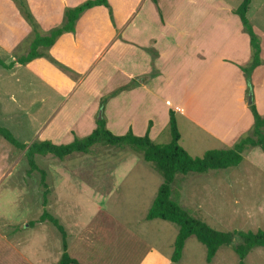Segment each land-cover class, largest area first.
I'll use <instances>...</instances> for the list:
<instances>
[{"label":"crops","instance_id":"obj_1","mask_svg":"<svg viewBox=\"0 0 264 264\" xmlns=\"http://www.w3.org/2000/svg\"><path fill=\"white\" fill-rule=\"evenodd\" d=\"M0 1L4 8L0 11V29L3 30L0 33V60L6 65L13 63L10 69L0 66V119L4 123L2 127L14 136L16 132H20L22 137L33 139L25 142L26 144L34 141L69 144L76 137L89 136L97 128L102 99L121 89L123 90L118 94L106 100L103 108V115H107V128L116 136H123L131 130L135 136L142 137L147 133L151 122L149 136L154 141L155 122L147 113L148 106H160L163 124L165 122L167 126L170 109L175 112L177 121L179 116L186 119L202 135L203 142L212 147L208 150L231 149L235 141L253 125L250 106L246 101V77L239 68L250 60L247 34L240 33L227 38L224 30L225 34L218 37L215 45H219V50H227L233 54L229 57L221 51L214 53L211 50L213 39L207 35L206 27L200 28L198 19L191 29V33L195 35L185 41L188 44H183V38L176 39L172 34L166 40L171 44V50L164 51L161 47V38L156 36L158 33L170 23L172 28L173 24L182 26L186 22L183 19L185 10L197 12L195 5L192 8L188 0H159L158 5L152 0H108L114 21L105 6L85 11L76 22L74 33H64L48 49L39 48V52L48 53L67 71L47 58H36L27 64L17 62L18 58L25 57L30 52L33 30L14 1ZM85 1L87 0H27V3L40 26L41 35H48L65 24L66 9L75 8ZM206 15L207 12L202 13V16ZM236 19L240 26L239 17ZM139 32H145L144 42L138 40ZM186 45L190 47L189 50L185 48ZM4 52L9 55V60ZM193 87L196 89L191 91ZM255 95L260 97L258 107L263 105L264 94L261 89L255 87ZM138 99L147 103V106ZM202 100L222 103L217 108L218 114L223 117L220 123L209 127L190 114L191 110L200 106L202 108ZM259 113L264 116L261 111ZM127 163L115 168V178L109 182L113 189L107 194H97L88 185L81 188L82 183L79 182L76 192L84 196L89 215L70 212L63 205L64 211L65 208L67 210V222L72 228L78 229L86 219L101 212L114 218L108 212V206L112 201L119 200L123 188L121 186L131 175ZM177 178L178 176L176 180ZM60 179L74 182L64 177ZM9 189L10 192H16L15 196L21 202L25 191L19 188ZM183 190L184 187L182 195ZM60 204L59 202V206ZM146 220L160 219L148 220L146 216ZM40 227L46 226L41 224ZM126 234L129 239H118L123 242L120 250L124 249L126 259L130 256L134 264L170 262L174 250L167 253L142 236L127 230ZM40 235L39 241H35L34 252L30 254L20 250L23 242L18 238L15 250L27 264H47L56 254L49 231ZM103 242L108 245L103 246L104 254L114 256L111 244L107 243L110 241Z\"/></svg>","mask_w":264,"mask_h":264},{"label":"rangeland","instance_id":"obj_2","mask_svg":"<svg viewBox=\"0 0 264 264\" xmlns=\"http://www.w3.org/2000/svg\"><path fill=\"white\" fill-rule=\"evenodd\" d=\"M12 1L15 2V0ZM25 1L27 3V0ZM242 1L188 0L192 8L195 5L197 12L191 9L185 10L183 19L186 22L182 26L173 24L172 28V23H170L160 34L158 33L156 36L161 38V47L164 51L171 50L172 46L166 40L172 34L176 36V39L183 38V44H188L185 41L195 35L191 33L192 24L199 19L200 28L206 27L207 35L213 39L211 50L214 53L221 51L230 57L232 52L219 50V45L217 47L215 44L218 42V37L225 34L224 30H226L227 38L240 33L245 35L236 19L237 16L232 12L239 7ZM2 10L4 8L0 1V11ZM194 12L197 15L193 16ZM204 12H207L206 16H202ZM247 17L260 35L262 48L261 66L251 78L254 89L250 91L258 107L260 97H256L255 87L258 90L261 89L264 94V0H252ZM2 32L3 30L0 29V33ZM144 38L145 32H139L138 40L144 42ZM185 48L190 49L188 45ZM4 55L9 60V55L5 52ZM195 89L193 87L191 91ZM249 93L246 95V101ZM138 101L143 103L139 99ZM146 104L143 103L144 106H147ZM200 104L202 108L200 106L190 111L192 116L202 120L209 127L223 120L217 112L221 102L217 104L214 101L202 100ZM258 110L264 113V104L259 105ZM147 113L155 122V143H169L171 134L165 122L163 124L164 117L160 115V106L155 108L148 106ZM177 122L181 136L180 144L192 157H202L206 150L212 148L203 142L202 135L186 119L179 116ZM0 124L1 126L4 124L1 119ZM262 132L264 134V128ZM249 133L253 135L252 131ZM20 134L16 132L15 137L22 143L33 140L30 137H22ZM35 160L39 169L47 172L46 180L51 189L48 195L49 202L45 206L43 204L45 190L41 185L40 172H30L25 151H18L0 137V264H27L15 250L18 238L20 242H23L20 250L30 254L34 252L35 241H39L40 234L46 230L50 233L49 236L57 254L53 255L47 264H58L63 251L61 235L52 224L42 222L41 216L45 210L64 226L68 235L69 253L79 264H134L130 256L128 259L125 258L124 249L120 250L123 242H119L118 239L124 237L129 239L126 230L142 236L147 242L159 246L164 252H173L174 240L179 228L163 220H146L147 213L157 196L159 185L164 179L151 164L142 159L138 150L126 145L111 146L100 143L93 146L88 155L74 154L63 161L50 155L36 156ZM124 162H128L131 175L121 186L123 188L119 200L112 201L108 206V212L114 218L101 212L86 219L78 229L72 228V225L67 222L66 208L79 215H89L86 211L88 204L84 196L76 192V188L79 189V182L82 183L81 188L88 185L89 189L97 194H107L110 189H113L109 182L115 178V168ZM60 177L72 179L74 182H65ZM56 183L60 189L56 188ZM172 187V199L186 208L191 215L205 221L215 230L255 232L264 229V151L259 147L249 149L243 155L242 163L235 168L211 171L207 174L178 175ZM182 187H184L183 195L181 194ZM9 188H19L25 191L21 202L15 196L16 192H10ZM63 205H66L65 211ZM41 224H45L46 227H40ZM37 226L38 228H35ZM103 241H110L107 243L111 244L114 256L108 257L104 254L103 246L108 245ZM179 264H239V257L231 246H226L218 251L213 262L208 263L205 246L196 238L191 237L185 244ZM245 264H264V248L252 250L246 257Z\"/></svg>","mask_w":264,"mask_h":264},{"label":"trees","instance_id":"obj_3","mask_svg":"<svg viewBox=\"0 0 264 264\" xmlns=\"http://www.w3.org/2000/svg\"><path fill=\"white\" fill-rule=\"evenodd\" d=\"M158 5L159 0H152ZM16 5L32 27L34 38L31 43L30 52L27 56L18 58L20 64H27L36 58H47L58 67L67 71L60 63L56 62L48 53L39 52L40 47L46 49L52 47L57 39L64 33L75 32V26L81 15L96 6H105L109 9L112 21H114L112 9L108 0H87L83 4L69 8L65 11V24L52 30L48 35H41L38 23L32 15L25 0H15ZM252 0H243L237 9L232 12L239 17L243 32L249 37L250 60L246 65L239 66L246 77L247 93L254 89L251 78L254 72L261 66V44L260 35L252 22L248 19L247 13ZM0 66L10 69L13 63L6 65L0 60ZM123 90V89H121ZM121 90L102 99L101 108L105 107L106 100L115 96ZM253 125L243 133L234 143L231 149L208 150L202 157H192L180 144V132L175 112L169 110L168 127L171 134V141L167 144H157L151 140L149 130L152 126L149 123L147 133L142 136H135L130 130L123 136L114 135L107 128V120L103 115L102 119L96 121L97 128L87 137L75 138L69 144L56 145L51 141H34L26 144L18 141L15 136L5 127L0 126V137L6 140L18 151H25V157L30 167V172L39 171L41 174V185L44 187L43 204L48 203V195L51 189L47 183V172L40 170L36 163V156L51 155L61 161L74 154L88 155L91 148L97 144L104 143L111 146L126 145L141 153L142 159L152 165L163 177L158 195L150 208L147 219H160L170 222L179 228L178 235L174 243V252L168 264H178L182 258L187 240L196 238L206 248V260L211 263L222 247L231 246L232 250L239 257V264H245V259L255 248H264V229L257 231H232L222 232L213 229L205 221L194 217L172 199V185L178 175L187 176L189 174H207L211 171L226 170L239 166L243 161V155L251 148L259 147L264 151V116H262L253 103L249 107ZM252 131L253 135H250ZM42 222L52 224L61 235L63 253L58 264H79V262L69 253L67 232L59 220L45 210L41 216Z\"/></svg>","mask_w":264,"mask_h":264},{"label":"water","instance_id":"obj_4","mask_svg":"<svg viewBox=\"0 0 264 264\" xmlns=\"http://www.w3.org/2000/svg\"><path fill=\"white\" fill-rule=\"evenodd\" d=\"M253 93L250 92L249 95H248V100H247V104L248 106H251L253 103H254V100H253ZM102 115H103V108L99 111V116H98V119H102Z\"/></svg>","mask_w":264,"mask_h":264}]
</instances>
